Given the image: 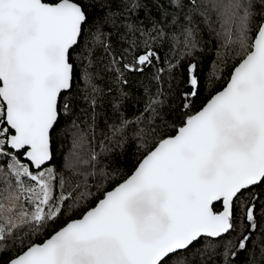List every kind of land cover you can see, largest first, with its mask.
<instances>
[{"label": "snow or ice", "instance_id": "6c2138e0", "mask_svg": "<svg viewBox=\"0 0 264 264\" xmlns=\"http://www.w3.org/2000/svg\"><path fill=\"white\" fill-rule=\"evenodd\" d=\"M197 21L218 59L204 80L189 62L178 90ZM165 43L182 51L158 66ZM102 64L119 102L96 151ZM128 74L154 85L133 119L121 111ZM129 140L140 155L125 171L109 154ZM261 228L264 0H0V264H205L218 246L234 264Z\"/></svg>", "mask_w": 264, "mask_h": 264}, {"label": "trees", "instance_id": "16d2710c", "mask_svg": "<svg viewBox=\"0 0 264 264\" xmlns=\"http://www.w3.org/2000/svg\"><path fill=\"white\" fill-rule=\"evenodd\" d=\"M140 18L143 19V12L139 13ZM197 41L198 46L195 50H193L192 55L184 56L183 59H180L178 66L173 71L172 75L176 77V80L173 82L174 86L178 90H183L188 87L185 84V79L187 76L186 67L189 62H195L198 64L197 73L204 80L209 73L215 67L214 62L217 61V51L220 48V41L216 38V36L209 32L206 25L197 21ZM107 30H111V26L109 25ZM158 49V54L161 57V62L158 66L166 67L165 60L171 63H176L177 59L180 57V53L182 51V45L172 49L170 43H165L162 45H156ZM231 62V61H229ZM107 63V59L103 61V64ZM103 64L98 69L99 75L95 78V83L102 90L101 95L98 97L99 103L96 108L97 116V130H96V151H100L99 149V141L103 140V133H107L108 129L104 126V121L112 116V104L114 101L119 102V86L115 84L114 77L103 70ZM154 71V70H153ZM228 69L223 68V72L221 75L227 74ZM129 83L125 86V91L128 93V96L123 100L121 105V111H124L125 115L129 119H133L136 115L143 110L145 96H144V86L148 85L150 88H153L154 85L149 83L147 75L138 76L128 74ZM165 80H168V74L165 73ZM223 83V81H216L215 87L219 88V86ZM83 87V82L80 84ZM167 87V85H165ZM111 89V91H109ZM208 95V91L204 90L201 92L199 98L195 99V106L199 108L204 100V98ZM165 99V111L168 110V104L172 103L173 108H177L180 103L178 92L174 91L172 95L163 97ZM82 107L88 109V104L85 101H82ZM90 111V109H89ZM83 119H87L85 116ZM90 122V121H89ZM79 123V122H78ZM108 123H111V120H108ZM82 130L87 133V126L83 123L80 124ZM129 132L131 129L128 130ZM88 139L91 140V135L88 136ZM92 145L86 144L84 149L82 150L84 155L88 154V149ZM71 148V140L67 141L63 146L56 145V160L53 161V167L59 166L60 152L63 151L66 155ZM111 157L115 159V167H119L121 170H128L131 168L134 161L140 155V152L137 150L135 146V142L129 140L128 143L124 144L123 152L121 154L120 148H115L113 146V152L109 154ZM105 163H109V159L107 157H101ZM112 185H108L111 187ZM264 231V228L258 229L256 233H254L252 240L248 243L247 249L238 253V255L234 259V264H252V262H256V264H264V248L258 246L261 239V232ZM226 237L225 239H227ZM222 248H216L215 255H207L202 259L205 260V264H224V257L222 255Z\"/></svg>", "mask_w": 264, "mask_h": 264}]
</instances>
